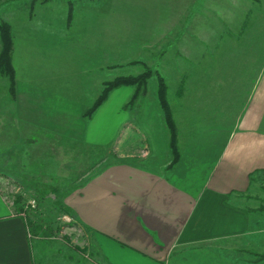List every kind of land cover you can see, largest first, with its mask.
<instances>
[{
    "label": "rangeland",
    "instance_id": "374dc122",
    "mask_svg": "<svg viewBox=\"0 0 264 264\" xmlns=\"http://www.w3.org/2000/svg\"><path fill=\"white\" fill-rule=\"evenodd\" d=\"M0 18L15 26L19 75L53 90L62 88L71 97L92 102L106 80L136 75L146 66L161 73L180 149L203 128L237 125L246 107L255 105L258 92L251 102L253 91L264 85V0H0ZM181 85L184 94L179 96ZM157 86L153 75L147 93L126 109L135 87L117 89L111 98V143L105 146L23 125L21 134L16 125L0 128L12 137L0 150L1 168L22 173L21 206L52 228L32 239L37 264H76L94 253L93 237L57 202L70 207L69 194L104 165L126 161L170 175L166 166L173 157ZM257 173L241 200L254 222L252 238L242 244L244 250L212 249L211 259L264 264V170ZM43 186L57 191L41 199ZM33 199L35 208L27 205Z\"/></svg>",
    "mask_w": 264,
    "mask_h": 264
},
{
    "label": "crops",
    "instance_id": "0c3cea01",
    "mask_svg": "<svg viewBox=\"0 0 264 264\" xmlns=\"http://www.w3.org/2000/svg\"><path fill=\"white\" fill-rule=\"evenodd\" d=\"M11 25L16 91L12 95L8 78L0 76V128L16 125L21 134L23 125L92 146L111 143V98L117 89L86 118L99 94L89 102L20 76ZM257 92L255 105L246 107L237 125L203 128L194 134L181 148L182 157L170 175L115 163L72 191L67 203L76 213L77 226L93 237V252H101L110 264H223L208 255L212 249L244 250L254 222L241 200L253 177L264 170V85L253 91L251 102ZM2 131L0 150L12 138ZM2 164L0 160V264H37L27 227L29 214L17 204L18 196H24L22 173L10 174ZM76 264L101 263L85 255Z\"/></svg>",
    "mask_w": 264,
    "mask_h": 264
},
{
    "label": "trees",
    "instance_id": "16d2710c",
    "mask_svg": "<svg viewBox=\"0 0 264 264\" xmlns=\"http://www.w3.org/2000/svg\"><path fill=\"white\" fill-rule=\"evenodd\" d=\"M261 1V0H257ZM32 7H34V2H32ZM68 23L70 24L73 21V8L72 6L69 8L68 15ZM0 40H1V51H0V76H6L9 80V91L12 95L15 94L16 91V69L13 64V53L15 49V40L13 35V28L9 21L3 19L0 21ZM156 75L158 86H157V98L159 101L160 108L163 112L165 123L169 132V147L172 153V160L169 163L168 167H166V171L170 172L174 169V167L178 164L182 157V151L179 146V127L177 120L174 115V110L171 105L169 99V87L166 81V78L159 73L158 71H153L150 67H145L144 71L136 74V75H120L116 76L114 79H109L104 82V87L97 96V98L93 101V103L86 110L84 116L86 118H91L97 109L108 99L109 95L116 89L122 86H134V93L125 105V109L133 102L137 101L140 96L145 95L148 90V83L150 78ZM179 96L184 94V86L181 85L179 90L177 91ZM117 161H119L116 158ZM119 162H124L119 161ZM126 162V161H125ZM115 162H109L103 167L111 165ZM137 165V164H136ZM102 167V168H103ZM101 168V169H102ZM51 191H57L55 187L43 186L40 190H38V194L41 199L46 197V195ZM23 201V195H19L17 199V204L20 210H24L25 206H21ZM57 205L63 209L66 214H72L71 208L67 205H62L61 202H57ZM27 227L29 229V233L32 235V239L41 236H44L46 233L52 232V228L47 224L46 221L43 220H35L30 215L27 218ZM37 239V238H36ZM33 242V240L31 241ZM86 252V249H85ZM93 260L101 263V264H110L101 252L89 253L88 254ZM264 259V255H263ZM36 261V260H35Z\"/></svg>",
    "mask_w": 264,
    "mask_h": 264
},
{
    "label": "built area",
    "instance_id": "2783aa9c",
    "mask_svg": "<svg viewBox=\"0 0 264 264\" xmlns=\"http://www.w3.org/2000/svg\"><path fill=\"white\" fill-rule=\"evenodd\" d=\"M29 207L31 206V208H35L36 207V205H37V202H36V200H30V201H28V204H27ZM26 210V209H25ZM23 215L24 216H26V212L24 211V213H23Z\"/></svg>",
    "mask_w": 264,
    "mask_h": 264
}]
</instances>
